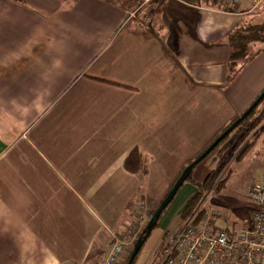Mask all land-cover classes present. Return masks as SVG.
<instances>
[{"label":"crops","instance_id":"1","mask_svg":"<svg viewBox=\"0 0 264 264\" xmlns=\"http://www.w3.org/2000/svg\"><path fill=\"white\" fill-rule=\"evenodd\" d=\"M256 3L130 17L133 0H0V264H99L134 220L129 153L151 157L146 195L162 198L264 90V51L228 57ZM181 190L172 218L197 192Z\"/></svg>","mask_w":264,"mask_h":264},{"label":"built area","instance_id":"2","mask_svg":"<svg viewBox=\"0 0 264 264\" xmlns=\"http://www.w3.org/2000/svg\"><path fill=\"white\" fill-rule=\"evenodd\" d=\"M136 13L152 0H133ZM193 7L201 8L209 3L210 7L228 12L242 0H181ZM216 3V5H213ZM244 176V175H243ZM241 177L240 185L247 197L256 205L247 219L241 223L220 224L222 214L212 207L209 195L197 205L195 210L172 232H167L161 247L157 264H264V180L249 182ZM133 222L146 223V203H135ZM132 227V230H135ZM122 232L114 237L115 242L99 264H119L127 244L132 240L131 232Z\"/></svg>","mask_w":264,"mask_h":264},{"label":"rangeland","instance_id":"3","mask_svg":"<svg viewBox=\"0 0 264 264\" xmlns=\"http://www.w3.org/2000/svg\"><path fill=\"white\" fill-rule=\"evenodd\" d=\"M256 2H257L256 5L259 6L260 4L264 3V0H256ZM208 6L210 7V5ZM244 19L242 21H244ZM250 49L252 50L253 48ZM263 104L264 102L260 106V109L264 107ZM220 134L221 131L217 133L214 136V138L218 137ZM243 134H244L243 131L239 130V128L235 129L204 160H202L194 167L191 175L194 180L202 181L205 178V176L209 174L211 170L218 169L220 166L223 165L222 170L219 172L212 185H210L207 188H203L200 190V192H198L200 196H202L201 201L204 199L205 196L209 195V198L207 200L210 201L209 202L210 204L208 205H212L213 208H215L222 214V220L220 221L221 225L230 222H237V223L243 222L245 219H247V217L250 216L253 208H255L256 206L249 199V197H247L246 190L241 187L240 185V181L242 179L241 177L244 175L243 180L245 181V183L249 182L252 177L255 180H260V181L264 180V164H262V162L257 161L261 158L260 154L264 149V132H260L255 140L254 139L251 140L254 141L255 143L245 152L244 155L241 154L242 152L240 151L243 148L246 141L251 139L253 133L249 136H246L240 142V139L241 137H243ZM255 156H257V158H255ZM261 160L263 159L261 158ZM250 162H252L255 168L254 171L256 177L254 175V172L251 171L250 167H249L250 169L249 168L247 169V165ZM181 189L180 191H182ZM180 191L178 192V194L175 196L170 206L165 211L162 219L159 222V225L153 229L150 236L148 237V239L140 249V252L136 257L134 264L158 263L159 257L161 256V247L163 244V239L165 238L167 232H169L166 231L164 233L163 226L165 225V223L169 221L168 224L170 223V226L172 227L171 229L172 232L182 223L179 217L177 218L171 217V209L173 205L176 203ZM166 194L167 193H165L162 198H159L157 200L151 201L148 198L146 200H142L146 203V222L151 216L153 210L157 207L158 204H160V202L163 200ZM135 213L136 211L134 207L133 215H135ZM135 225L137 227H135V230L131 231V229H133L132 227H134ZM144 225L145 223L137 224V222L132 221V223L124 231V233L127 231L131 232L132 237L130 238V240L131 239L132 240L127 244L125 248V252L119 264L125 263L127 256L133 250L134 247L133 242L136 240V237L138 236L139 232L141 231ZM120 233L116 234L115 236L120 235ZM109 239L107 240V242L109 241ZM114 242L111 243L110 244L111 246H109L104 251L103 253L104 255L102 254L103 257L106 255V253H109L111 251Z\"/></svg>","mask_w":264,"mask_h":264},{"label":"trees","instance_id":"4","mask_svg":"<svg viewBox=\"0 0 264 264\" xmlns=\"http://www.w3.org/2000/svg\"><path fill=\"white\" fill-rule=\"evenodd\" d=\"M213 5H216V3H213ZM227 42H228V46H229V59L232 61H236V60H240L245 58L246 56L249 55L250 53V48H254L256 51L255 53L258 54L262 51H264V3L260 4L259 6H257L254 10H252L251 12L247 13L245 15V19L244 21H242L241 23H239L234 30L228 35L227 37ZM264 102V99L261 100V102L253 109V111L235 128L239 130L243 131V137H241L240 142L246 137L249 136L253 133V136L251 137L250 140H247L246 143L244 144L243 148L241 149L240 152H242L241 154H245V152L255 143L254 141H251L252 139H256L257 136L259 135L260 132H264V107L262 109H260V106L262 105V103ZM252 105V104H251ZM241 115H239L238 117H240ZM237 117V118H238ZM236 118V119H237ZM236 119H234L229 125H231ZM228 125V126H229ZM227 126V127H228ZM226 127V128H227ZM259 127V130H258ZM225 128V129H226ZM224 129V130H225ZM234 129V130H235ZM223 130V131H224ZM233 130V131H234ZM221 131V133L223 132ZM232 131V132H233ZM231 132V133H232ZM230 135V134H229ZM216 138H214L201 152L200 154L209 147V145L215 140ZM199 154V155H200ZM198 155V156H199ZM197 156V157H198ZM261 158L264 160V149L262 150L261 154H260ZM196 157V158H197ZM194 158V159H196ZM194 159H192V161H194ZM192 161L188 162L183 168L182 171L180 172L179 176L181 175V173L183 172V170L190 164L192 163ZM151 162V157H147L139 147H135L130 153L129 155L126 157L125 159V163L124 166L126 168V170H128L129 172L132 173H141L144 176V182L141 184L138 193L135 195L134 200L133 201H140V200H146L147 199V195H146V190H147V181H148V177H149V164ZM223 166V165H222ZM222 166H220L218 169H214L211 170L209 172V174H207L205 176V178L202 181H197L194 180L192 178V173L191 175L188 177V179L185 181V183L183 184V186L187 183H191L193 184L196 189L197 192L194 194V196H192L187 204L186 207L184 208V210L181 213V217L182 218H186L188 217L192 211L196 208V206L199 204V202L202 199V196H200V194L198 192H200L201 189L203 188H207L210 185H212V183L215 181L217 175L219 174V172L222 170ZM178 176V177H179ZM178 179V178H177ZM176 179V180H177ZM175 180V181H176ZM174 181V183H175ZM174 183L172 184L171 188L173 187ZM182 186V187H183ZM181 187V188H182ZM171 188L169 189V191L171 190ZM180 188V189H181ZM179 189V191H180ZM168 191V192H169ZM178 191V192H179ZM177 192V194H178ZM168 194V193H167ZM166 194V195H167ZM165 195V197H166ZM164 197V198H165ZM163 198V199H164ZM174 200V199H173ZM162 202V201H161ZM160 202V203H161ZM134 202H132L133 205ZM172 203V202H171ZM159 206V204L157 205V207ZM170 206V204L167 206V208ZM157 207L153 210V212L151 213V216L149 217L148 221L145 223V225L143 226V228L141 229V231L139 232L138 236L136 237V240L133 242V245H135V243L137 242V240L141 237H143L146 232H147V228L149 225V221L153 215V213L155 212V210L157 209ZM167 208L162 212V214L159 216L158 218V222L156 224V226L159 225L160 220L162 219L165 211L167 210ZM262 209L264 210V205L262 207ZM155 226V227H156ZM132 252V251H131ZM140 252V251H139ZM138 252V253H139ZM130 254L127 256V259L125 261L124 264L128 263ZM138 255V254H137ZM137 257V256H136ZM136 259V258H135ZM135 261V260H134ZM134 264V262H133Z\"/></svg>","mask_w":264,"mask_h":264},{"label":"water","instance_id":"5","mask_svg":"<svg viewBox=\"0 0 264 264\" xmlns=\"http://www.w3.org/2000/svg\"><path fill=\"white\" fill-rule=\"evenodd\" d=\"M264 99V90L260 93V95L255 99V101L250 105L242 114L240 117H238L231 125H229L216 139L209 145L208 148H206L192 163H190L181 173V175L178 177V179L175 181L173 187L168 192L166 197L162 200V202L159 204L155 212L153 213L149 225L147 228L146 234L139 238L137 242L135 243L133 250L130 254L129 260L127 264H133L138 252L150 236L151 232L155 228L159 216L162 214V212L167 208L169 204L173 201L175 196L177 195V192L179 189L183 186L185 181L188 179V177L191 175L194 167L200 163L202 160H204L252 111L253 109L261 102V100Z\"/></svg>","mask_w":264,"mask_h":264}]
</instances>
